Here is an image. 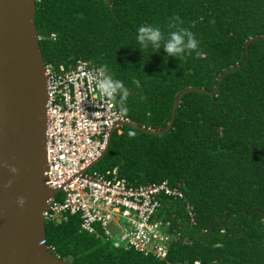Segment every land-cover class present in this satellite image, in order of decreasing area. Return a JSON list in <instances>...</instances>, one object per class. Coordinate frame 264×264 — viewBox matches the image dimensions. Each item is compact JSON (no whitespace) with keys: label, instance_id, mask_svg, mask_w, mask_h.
I'll return each instance as SVG.
<instances>
[{"label":"trees","instance_id":"1","mask_svg":"<svg viewBox=\"0 0 264 264\" xmlns=\"http://www.w3.org/2000/svg\"><path fill=\"white\" fill-rule=\"evenodd\" d=\"M35 8L43 62L105 68L128 90L123 116L145 128H165L183 90L212 91L240 66L211 94L185 93L166 133L117 127L93 167L182 194L160 196L158 216L179 234L165 259L79 231L77 216L45 220L53 253L68 264H264V39L243 46L264 37V0H35ZM172 17L193 32L200 55L141 56L137 27L159 26L166 38Z\"/></svg>","mask_w":264,"mask_h":264},{"label":"built area","instance_id":"2","mask_svg":"<svg viewBox=\"0 0 264 264\" xmlns=\"http://www.w3.org/2000/svg\"><path fill=\"white\" fill-rule=\"evenodd\" d=\"M44 75V176L45 184L57 189L48 201L45 220L59 223L77 216L79 231L93 234L100 230L114 247L165 259L170 241L179 234L158 216L160 196L181 198L182 194L169 189L166 182L132 187L118 176L116 168L104 173L93 170L91 165L104 150L112 127H121L117 123L129 120L116 107L114 98L96 88L99 69L79 59L67 66L44 63Z\"/></svg>","mask_w":264,"mask_h":264},{"label":"water","instance_id":"3","mask_svg":"<svg viewBox=\"0 0 264 264\" xmlns=\"http://www.w3.org/2000/svg\"><path fill=\"white\" fill-rule=\"evenodd\" d=\"M35 10V0H0V264H68L45 243L44 212L57 189L49 188L44 176L46 78ZM262 39L249 38L244 49ZM246 61L247 55L243 64ZM238 67L226 69L212 91L189 87L180 92L161 130L138 126L129 120L116 126H128L150 135L166 133L185 93L211 94L223 76ZM113 131L114 127L104 150L91 166L105 155Z\"/></svg>","mask_w":264,"mask_h":264},{"label":"clouds","instance_id":"4","mask_svg":"<svg viewBox=\"0 0 264 264\" xmlns=\"http://www.w3.org/2000/svg\"><path fill=\"white\" fill-rule=\"evenodd\" d=\"M168 27L174 30L169 31L166 38L159 26L142 24L137 27L135 39L138 47L136 49H139L141 56L142 50H148L147 54L150 56L151 53H158L161 49L164 57L171 56L176 59L190 53H194L197 56L200 55L198 40L194 37L192 31L180 26L178 17H172ZM100 73L101 75L96 81V88L108 98H116L118 94L117 105L119 110L121 112L127 111L126 100L129 93L123 82L119 79H114L103 67L100 69ZM128 135L133 136L134 132L129 131Z\"/></svg>","mask_w":264,"mask_h":264},{"label":"rangeland","instance_id":"5","mask_svg":"<svg viewBox=\"0 0 264 264\" xmlns=\"http://www.w3.org/2000/svg\"><path fill=\"white\" fill-rule=\"evenodd\" d=\"M59 195H60V194H59ZM114 238H115V239H118V235L115 234Z\"/></svg>","mask_w":264,"mask_h":264}]
</instances>
